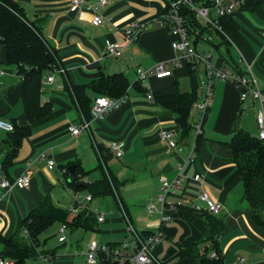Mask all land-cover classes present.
<instances>
[{
	"label": "crops",
	"instance_id": "obj_1",
	"mask_svg": "<svg viewBox=\"0 0 264 264\" xmlns=\"http://www.w3.org/2000/svg\"><path fill=\"white\" fill-rule=\"evenodd\" d=\"M14 1L41 28L65 73L56 71L44 76L39 103L29 116L23 101L24 77L7 63L6 47L0 43V119L17 127L15 134L0 131V178L30 176L26 188H0V235L9 238L17 233L24 219L46 196L52 198L56 207L68 209L59 205L65 191L72 198L65 172L70 165H79L87 173L86 183L107 176L115 181L117 188L119 197L114 196L115 206L107 209V213L90 211L88 206L96 218L98 213L105 214V221L97 222L93 230L99 233L100 244H121L126 240L122 205L137 230L164 234L163 242L155 249L161 264H191L189 257H177L183 244L199 243L198 251L202 255L204 249L211 250L210 254L214 252L211 241H206L209 232L205 218L182 207L173 212L170 221L163 223L158 213L149 214L145 206L146 200H150L160 208L156 200L161 189L160 178L172 181L179 167H183L187 176L184 195L194 199L204 191L223 206L221 217L225 229L219 237V250L224 261L264 264V214L257 217L250 210L240 172L227 145L239 130L250 135L255 132L252 126L257 122L258 103L252 99L242 102L236 85L216 80L210 105L202 113L192 112L191 129L187 132L177 124L174 113L157 102L156 94L174 96L193 91L197 92L199 101L202 78L206 76L204 66L193 71L186 63L178 68L172 64L177 55L172 48L174 36L162 25L170 0H108L107 6L98 9L105 19L98 27L92 25V10L84 5L73 11L70 0ZM85 1L93 6L99 2ZM132 22L145 24L147 28L135 40L128 41L124 29ZM233 25L235 29L224 37L215 30H207L203 36L213 38L210 41L213 47L201 46L202 38L196 44L197 51L209 54L216 67L251 73L264 90V4L238 12ZM109 42L122 48L121 57L107 55ZM222 46H226L225 53ZM232 47L237 48L236 59L232 57ZM162 62L172 69V76L163 79L149 76L142 82L147 94L131 87L129 97L118 108L102 119L91 120L89 129L79 135L71 133L73 126H80L86 120L80 117L67 92V83L87 85L101 75L124 73L133 86L138 80L137 69L148 70ZM51 75L53 81L49 83L47 78ZM148 94L153 98L149 99ZM41 110L47 114L39 117ZM198 125L202 128L200 135L196 130ZM163 131L175 133L174 148L161 141ZM115 141L123 145L121 158L110 149ZM15 148L12 165L5 169L8 153ZM193 148L197 156L190 159ZM50 160L55 161L52 169ZM197 175L203 177L202 184L194 180ZM86 191V195L91 194ZM107 238L110 241L102 242ZM66 242L67 238L60 243ZM0 247V255L11 251L1 244ZM70 258L55 263L54 252L50 263L75 264ZM82 264H86V257Z\"/></svg>",
	"mask_w": 264,
	"mask_h": 264
},
{
	"label": "trees",
	"instance_id": "obj_2",
	"mask_svg": "<svg viewBox=\"0 0 264 264\" xmlns=\"http://www.w3.org/2000/svg\"><path fill=\"white\" fill-rule=\"evenodd\" d=\"M263 4L264 0H251L245 9H256ZM183 15L186 18L190 39L193 37L195 46L204 37L203 34L207 30H215L210 26L203 25L188 7L184 9ZM234 16H225L219 19L218 24L225 34L235 29ZM221 35L224 37L223 34ZM0 43L6 47L7 63L15 67L17 73L24 77L23 101L29 116H32V109L39 103L44 76L60 67L58 54L43 36L41 28L27 18L23 8L14 0H0ZM131 87L136 88L143 95L148 93V89L142 85V81L137 80L131 86L124 73L110 76L101 75L87 85L66 84V90L72 97L80 117L89 122L93 118L92 108L97 98L118 99L125 95L129 96ZM155 98L161 106L174 113L177 124L184 131L188 132L191 129L190 118L194 104L198 99L197 92L180 93L174 96L156 94ZM46 114V111L41 110L38 116L42 117ZM16 132L17 127L15 126V131L8 134ZM17 142L20 143L19 140ZM19 143L15 145L16 148ZM227 145L232 150V160L240 172L245 199L249 203L250 210L258 217L260 214H264V142L258 136L255 137L244 130H239ZM16 148L9 151L4 163L5 169L12 165ZM69 167L65 172V182L69 189L79 192L87 189L93 198L115 196L114 191L117 188L113 179L104 176L103 179L94 183H86L83 179L86 178L87 173L79 165L75 167L74 172H70ZM70 214L68 209L56 207L52 198L46 196L39 207L24 219L21 229L17 233L9 238L0 235V244L4 248L11 249L10 253L0 256L12 258L16 264L38 261L42 254L53 257L55 251L40 250L39 241L40 236L56 223L71 225L76 229L83 228L87 231L95 229L98 219L93 212L84 210L69 221ZM200 215L205 218L209 232L206 241H211L212 249L218 255L217 258L210 256V250H207L208 252L203 255L200 254L199 243L183 244L177 257H189L191 264H227L219 250V237L225 229L221 215L213 216L208 213ZM21 233L22 235H20ZM199 258L202 260L198 263ZM102 263L108 264L105 261Z\"/></svg>",
	"mask_w": 264,
	"mask_h": 264
},
{
	"label": "built area",
	"instance_id": "obj_3",
	"mask_svg": "<svg viewBox=\"0 0 264 264\" xmlns=\"http://www.w3.org/2000/svg\"><path fill=\"white\" fill-rule=\"evenodd\" d=\"M249 1L251 0H170L167 5V11L162 19V25L166 26L174 36L172 48L177 55L172 64L175 68L181 67L183 63H186L193 71H197L201 66L205 67L206 76L202 78L200 100L194 104L193 111L202 113L210 105L216 80L232 83L240 89V100L242 102L247 99H252L258 103L256 117L259 128L258 137L264 142V90L261 88L259 82L251 73L241 74L223 67H216L211 63V56L209 54H200L193 40L190 39L186 18L183 15L184 9L188 7L196 14L203 25L210 26L214 28L216 32L225 35L218 24L219 19L225 16L236 15L238 12L245 9ZM70 4L73 11L79 10L84 5L92 10L94 13L92 20L93 26L98 27L105 22L104 17L98 12V9L107 6L108 0H99L98 4L95 6L88 5L85 0H70ZM146 28L147 26L145 24L132 22L124 29V36L128 41L135 40ZM203 39L208 42L213 40L211 36L203 37ZM107 55L113 58H119L122 55V48L114 42H109L107 45ZM56 71L65 73V70L61 67L56 68L52 72ZM136 73L138 80L142 82L149 76L163 79L173 74L172 69L164 62L156 64L148 70L139 68ZM52 81L53 76L51 75L47 78V82L51 83ZM128 97V95H125L118 99L109 97L98 98L92 108V120L104 118L109 112L118 108ZM148 98L152 99V94H148ZM90 122L85 121L80 126H73L71 128V133L77 136L82 131L88 130ZM196 130L198 135L202 134L200 125L196 127ZM0 131L7 134L13 133L15 131V125L12 122L0 119ZM174 137L175 133L173 131H163L160 134L161 141L170 148H174ZM110 149L118 158H121L124 154L123 145L119 142H112L110 144ZM196 156V148H193L190 159H195ZM54 165L55 161L50 160L49 168L52 169ZM202 179L203 177L200 175L194 177V180L201 184L203 182ZM186 182L187 176L184 173L183 167H179L178 175L172 181L165 177H161V189L157 197L160 208L157 209L152 203L147 204L146 208L149 214L158 213L163 223L170 221L173 212L181 207L190 208L198 214L208 213L213 216L221 215L223 210L222 204L212 200L206 192H200L194 199L184 195ZM29 184V175H22L13 180L7 177L0 178V188L4 190H9L14 187L23 189L29 186ZM114 192L115 196L118 198L117 191L115 190ZM70 194L74 201V204L68 209L71 214L78 215L80 212L88 210L89 203L93 201V196L91 194H87L83 197L79 191L71 189ZM121 210L126 223V240L115 246L100 244L98 241L91 242L86 254V264H99L104 261L108 264H161L155 254V249L163 242L164 234L161 231L141 232L137 230L130 222L122 205ZM97 219L100 223L104 222L105 214L98 213ZM60 229V233L63 234V236H60L59 241L64 242L66 240L64 234L67 231V226L62 225ZM210 256L212 258H217L218 255L214 251ZM38 261L40 264H51V257L42 254ZM0 264H16V261L12 258L0 256ZM234 264L238 263L236 262Z\"/></svg>",
	"mask_w": 264,
	"mask_h": 264
},
{
	"label": "rangeland",
	"instance_id": "obj_4",
	"mask_svg": "<svg viewBox=\"0 0 264 264\" xmlns=\"http://www.w3.org/2000/svg\"><path fill=\"white\" fill-rule=\"evenodd\" d=\"M193 37H191V40ZM199 43H201V46H208V47H213V43H210L208 41H206L205 39H202L199 41ZM236 47H232L231 53H232V57L236 59ZM237 49V48H236ZM226 50V46H222V52L225 53ZM238 54V53H237ZM253 131L255 132H251V134L253 136H257L256 134L259 132V128L256 123H253L252 126ZM134 186L132 185L131 188H133ZM63 190H65L64 188H62ZM135 191V190H134ZM85 192L86 189H83L80 191V194L85 197ZM133 192V191H132ZM138 193V192H136ZM158 193H160V190L158 191ZM159 195V194H158ZM157 195V197H158ZM157 200V198H156ZM155 200V202H156ZM60 204L59 202H57L59 205H61L64 208H70L72 203L74 204V201L72 202V198L70 197V195L67 193V191H65V195L60 197ZM151 203L150 200H146L145 202V206L147 204ZM90 206V211H107V209H111L115 206L114 204V197H95V199L93 200L92 203H89ZM107 213V212H106ZM75 216V214H70L69 215V221L72 220V218ZM61 224L60 223H56L55 225H53L52 227H50L47 231H45L41 236H40V249L41 250H45V251H55L56 252V262L58 263V261H62L64 259H69L70 256L72 258L75 264H82L83 260L86 257L87 254V250H89V245L91 244V242L94 241H100L101 237L99 236V233L93 230H85L83 228H74L71 225H67V231L65 232V237L67 238V242L65 244H61L59 242V238L60 236H63V234L60 233V228H61ZM22 235V233L20 234ZM97 239V240H96ZM102 242L105 241H110L102 239ZM2 249V247H0V250ZM208 252L206 249H204V253ZM211 250L209 251L210 254ZM28 264H38V262H32L30 261Z\"/></svg>",
	"mask_w": 264,
	"mask_h": 264
},
{
	"label": "water",
	"instance_id": "obj_5",
	"mask_svg": "<svg viewBox=\"0 0 264 264\" xmlns=\"http://www.w3.org/2000/svg\"><path fill=\"white\" fill-rule=\"evenodd\" d=\"M75 167H76L75 165H71V166L69 167L70 172H74ZM201 260H202V258H199V259L197 260V262L199 263Z\"/></svg>",
	"mask_w": 264,
	"mask_h": 264
}]
</instances>
